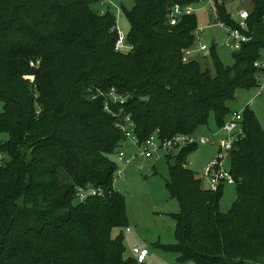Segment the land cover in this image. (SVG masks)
<instances>
[{
    "label": "trees",
    "instance_id": "1",
    "mask_svg": "<svg viewBox=\"0 0 264 264\" xmlns=\"http://www.w3.org/2000/svg\"><path fill=\"white\" fill-rule=\"evenodd\" d=\"M101 1L0 0V264H136L122 235L110 233L127 225L112 186L111 156L124 139L103 107L110 89L123 99L113 113L130 117L139 142L155 131L159 139L197 134L210 117L221 128L236 92L256 89L264 0H250L251 40L233 65L211 55L214 76L182 61L195 42V14L167 20L173 5L203 0H134L125 11L127 51L116 50V18ZM216 9L219 22L237 27L223 5ZM242 119L228 169L237 199L226 212L225 185L206 189L187 168L197 147L166 157L176 242L157 246L179 262L264 264V134L249 108ZM87 184L106 192L75 203L76 187Z\"/></svg>",
    "mask_w": 264,
    "mask_h": 264
},
{
    "label": "rangeland",
    "instance_id": "2",
    "mask_svg": "<svg viewBox=\"0 0 264 264\" xmlns=\"http://www.w3.org/2000/svg\"><path fill=\"white\" fill-rule=\"evenodd\" d=\"M134 5V0H113V5L109 11L115 15L118 31L120 34L127 36L129 32V23L125 11H130ZM223 6L236 22L238 13L243 10L249 11L250 0H223ZM92 8V7H91ZM104 8L100 6L99 9ZM93 10L98 8L93 7ZM197 19V32H195L193 51L201 46L207 48L206 52L193 53L190 61L196 60L203 70H207L210 75L215 74L212 63L214 55L223 66H232L234 63L233 54L235 51L229 50L225 46L226 30L219 27L212 9L206 5V2L200 1L192 6ZM203 30L199 32V30ZM213 46V50H212ZM255 90L237 91L235 100L228 102L232 111L243 110L249 105V109L254 113L264 134V97H259L254 105L249 104V100L254 96ZM0 105V112H1ZM208 126L201 127L198 135L208 137L216 135V141L221 139L218 135L219 128L215 124L213 117H210ZM6 135H0V139H6ZM126 146L122 149L127 155H137L134 161L127 165L117 161L116 152L111 159L116 163L117 168L124 170L125 175L122 179L113 182L112 186L116 193H120L124 201L125 217L127 225L111 230L112 238L122 235L125 249V258H134L133 249L138 247L148 250L150 254L144 264H197L193 261L179 262L177 255L173 252H166L159 246L173 245L175 239V219L172 216L179 211L178 202L171 197L167 186L169 180V168L166 162L168 155H176L179 150L170 152H159L148 157L138 155L133 145ZM219 143L216 145L207 144L198 146L197 149L189 154L186 158L187 168L192 170L197 177L201 179L203 187L209 189V183L205 178L207 166L213 162L218 154ZM209 159V160H208ZM142 166V170L138 169ZM229 169V161L224 166ZM220 212H226L236 201L235 186H224L220 198ZM74 202L76 200L74 199ZM128 229L129 231H126Z\"/></svg>",
    "mask_w": 264,
    "mask_h": 264
},
{
    "label": "built area",
    "instance_id": "3",
    "mask_svg": "<svg viewBox=\"0 0 264 264\" xmlns=\"http://www.w3.org/2000/svg\"><path fill=\"white\" fill-rule=\"evenodd\" d=\"M206 2V5L212 9L213 13L217 15L216 6L223 5V0H203ZM101 5H113V0H102L100 2ZM193 5L181 6L179 4L173 5L171 7V11L168 15V25L174 26L177 24L178 19L185 15H192L194 9H192ZM102 14L104 12H101ZM248 18V11L241 9L238 13V20L235 24H237L236 28H232L226 24L221 22H217L220 28L226 30V42L225 46L232 51H238L243 43H247L251 40V33L246 24V19ZM118 29V27H117ZM203 30H199L202 32ZM197 32V31H196ZM116 50L118 51H127L128 45L125 43L124 35L120 34L118 31V38L116 41ZM207 48L205 46H201L198 49L193 51L192 47L186 49L182 53V61L187 63L189 62L190 56L196 52H206ZM260 58L257 62L254 63V68L259 72V76L257 78V86L255 89L254 96L249 100V104L254 105L256 100L259 97H264V50L260 52ZM110 92L104 96L103 99V107L104 110L111 114L115 119L116 125L115 127L122 134V138L124 142L129 143L130 145L135 146L136 153L141 156L148 157L152 154H158L159 152H170L172 150H181L183 147L194 146L198 147L201 145L209 144L211 146L219 143L218 154L217 157L211 162L205 171V178L209 183V190L214 191L220 185H233V178L228 169L224 166L229 161L234 143L243 137L242 131V113L245 108H249V105L243 108L240 111H232L228 120L223 124L221 128H219L218 135H221V139L217 142L216 135L212 134L208 137H202L197 134L188 135V134H178L172 136V138L159 139L157 137V131H155L152 135L149 136V139L145 142H139V140L133 134L134 122L131 121L128 115L113 113V109L111 104L122 102L123 99L118 94L115 93L112 89ZM123 148H119L116 153L117 161L121 162L124 165L129 164L134 161L137 155H127L122 150ZM138 169L142 170V166H139ZM125 175L124 170L117 168L116 172L113 176V182L119 179H122ZM112 182V183H113ZM114 189V188H113ZM105 190L101 188H96L87 184V186H77L75 189L74 199L76 202H84L88 198H101L105 194ZM126 231H129L126 229ZM133 256L136 264H144L146 257L148 255V250L142 248H134Z\"/></svg>",
    "mask_w": 264,
    "mask_h": 264
},
{
    "label": "crops",
    "instance_id": "4",
    "mask_svg": "<svg viewBox=\"0 0 264 264\" xmlns=\"http://www.w3.org/2000/svg\"><path fill=\"white\" fill-rule=\"evenodd\" d=\"M195 53H196V52H195ZM126 146H129V145H128L127 142H124L121 148H124V149H125ZM205 146H207V144H205ZM209 146H210V145H209ZM211 147H213V146H211ZM208 160H209V159H208ZM149 255H150V254L148 253L147 257H149ZM147 257H146V258H147Z\"/></svg>",
    "mask_w": 264,
    "mask_h": 264
}]
</instances>
